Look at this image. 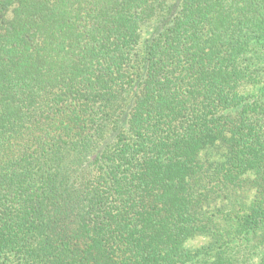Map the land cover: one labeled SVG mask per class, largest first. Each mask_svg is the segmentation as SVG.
<instances>
[{
  "label": "trees",
  "instance_id": "trees-1",
  "mask_svg": "<svg viewBox=\"0 0 264 264\" xmlns=\"http://www.w3.org/2000/svg\"><path fill=\"white\" fill-rule=\"evenodd\" d=\"M157 2L0 0V264H264V0H182L136 86Z\"/></svg>",
  "mask_w": 264,
  "mask_h": 264
},
{
  "label": "rangeland",
  "instance_id": "rangeland-1",
  "mask_svg": "<svg viewBox=\"0 0 264 264\" xmlns=\"http://www.w3.org/2000/svg\"><path fill=\"white\" fill-rule=\"evenodd\" d=\"M181 2L182 0H158L154 15L143 25L141 30V39L136 47L131 66L129 67L130 71H138L139 73V76H135V74H133V77L137 79L136 86H139L140 82L145 76V57L151 45V42L159 32L166 31L172 24V22H174L178 12L181 9ZM248 57L253 67L260 69L259 71L263 73V77L261 76V82L255 84L256 87L254 85V89L251 90V92L255 94L257 92H260V89L264 88V48L255 45L249 52ZM106 140L107 139H103L102 141H100L99 146H101V148L105 147ZM213 154H217V152ZM204 241L205 239L202 236H198L196 238L188 240L186 246L192 248L201 246ZM262 258H264V245L259 246L258 251L254 255L251 263L258 262ZM195 264H197V262Z\"/></svg>",
  "mask_w": 264,
  "mask_h": 264
}]
</instances>
